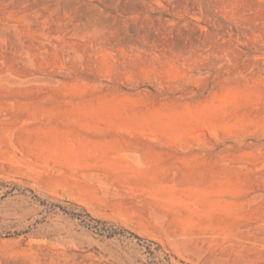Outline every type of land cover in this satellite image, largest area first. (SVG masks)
Returning a JSON list of instances; mask_svg holds the SVG:
<instances>
[{"label": "rangeland", "instance_id": "374dc122", "mask_svg": "<svg viewBox=\"0 0 264 264\" xmlns=\"http://www.w3.org/2000/svg\"><path fill=\"white\" fill-rule=\"evenodd\" d=\"M0 264H264V0H0Z\"/></svg>", "mask_w": 264, "mask_h": 264}]
</instances>
